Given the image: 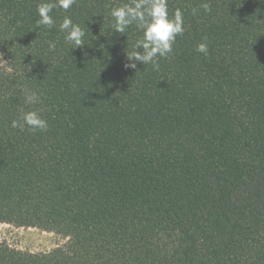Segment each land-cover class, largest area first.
Returning a JSON list of instances; mask_svg holds the SVG:
<instances>
[{
  "label": "trees",
  "instance_id": "trees-1",
  "mask_svg": "<svg viewBox=\"0 0 264 264\" xmlns=\"http://www.w3.org/2000/svg\"><path fill=\"white\" fill-rule=\"evenodd\" d=\"M42 2L0 0V223L67 241L0 242V264H264V3L168 0L184 33L133 71L143 32L110 15L133 0H75L52 28ZM28 111L47 130L11 127Z\"/></svg>",
  "mask_w": 264,
  "mask_h": 264
},
{
  "label": "clouds",
  "instance_id": "clouds-1",
  "mask_svg": "<svg viewBox=\"0 0 264 264\" xmlns=\"http://www.w3.org/2000/svg\"><path fill=\"white\" fill-rule=\"evenodd\" d=\"M264 3V0H260ZM75 0H56V2H42L37 9L40 19L37 25L52 28L55 25L50 13L56 7L69 9ZM201 7L210 11V5L203 3ZM197 12L193 9V15ZM114 23V32L124 34L129 26L135 25L143 32L141 39L137 40L132 50L125 53L126 62L123 64L126 70H137V65L151 64L158 69L157 57H167L173 51V45L178 35L184 33L183 13L176 9L170 17L168 12V0H133L131 4H124L111 10ZM60 31L65 33V40L73 45V48L84 44V30L78 24H74L71 18L65 17L59 25ZM71 48V49H73ZM49 49L54 50L55 44L49 42ZM196 51L207 55L208 45L202 42L197 45ZM35 93L27 96L28 103L36 102ZM28 126L32 131H45L48 124L37 111H28L19 120H13L11 127L21 130Z\"/></svg>",
  "mask_w": 264,
  "mask_h": 264
},
{
  "label": "rangeland",
  "instance_id": "rangeland-1",
  "mask_svg": "<svg viewBox=\"0 0 264 264\" xmlns=\"http://www.w3.org/2000/svg\"><path fill=\"white\" fill-rule=\"evenodd\" d=\"M66 241L67 237L54 231L0 223V242L12 248L30 252H47L65 244Z\"/></svg>",
  "mask_w": 264,
  "mask_h": 264
}]
</instances>
